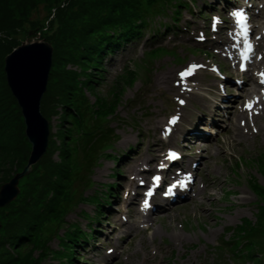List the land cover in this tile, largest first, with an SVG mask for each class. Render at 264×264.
<instances>
[{"label": "rangeland", "instance_id": "1", "mask_svg": "<svg viewBox=\"0 0 264 264\" xmlns=\"http://www.w3.org/2000/svg\"><path fill=\"white\" fill-rule=\"evenodd\" d=\"M10 1L11 0H5V3H9ZM10 3H14L18 9L8 8L9 14L4 15L5 17H0V28L5 29L4 33H0V36H3L4 39H6V42L12 46L11 52L24 41L39 37L53 46V52L56 43L58 47V55H60V47H62V44L64 45L66 37L72 29V25L79 20L84 7L86 6L85 0H14ZM30 6L32 7L29 9ZM219 6L222 7V4L220 3ZM5 21L8 22L6 23ZM6 24H8V27H6ZM135 49L132 51L134 52ZM138 55L139 53L135 57ZM5 57L0 59L1 61H4L3 68L0 61V98L4 97L3 100L7 97L1 84V80L6 77ZM161 57L162 55L154 59V61H159ZM116 61L117 59L110 63L107 61V64H104L105 71L100 75L104 80H100L98 85V91L110 99L112 96H110L108 91L111 85L117 82V77L122 73L117 69ZM78 66L79 65L76 63H73L68 64L67 68L77 69L78 71ZM128 67L138 69V82H136L132 89L133 93L140 95L142 98L150 97L151 99L149 100L150 104L137 101L132 94V90H130V86H127L124 95L120 92L121 98L119 96L118 109L111 116V124L115 131L117 130L120 140L106 150V153L110 155L103 156L102 159H100L101 164H98L94 168V174L92 175V181L98 182L100 184L99 191L104 193L110 192V184H120L123 179L122 175H125V178L127 179L129 178L128 175L134 171V168L123 170L124 167L128 165L131 158L127 162H119L114 158V155L120 154L119 156H122V153H119V150L125 151L129 147L128 143L133 142L138 143V145L133 150L130 157L138 158L141 154H146V145L143 142L145 139V131L151 126L150 120L152 114L157 111L156 105L160 102L159 95L156 92L157 85H155L157 79L154 78L153 81H151L152 84H150L148 88L141 87V89L137 91L139 86H141L139 82L145 80L146 70L139 64L135 63H132L131 65L127 63L126 69ZM56 68H61L60 63L55 64L54 71ZM164 69L166 71L162 72V74H165V76L158 79V84L161 88H164L165 93H167L166 91H168L171 86L169 83L170 78L176 70L172 71L173 66L171 65L169 67L165 66ZM90 71L94 72V69L92 68ZM57 81L56 78L52 77L50 83L52 88L57 84ZM48 82H50V79H48ZM143 84L145 83L143 82ZM78 91H82L83 96L85 95L83 88ZM162 92L163 91H161V93ZM55 93L56 94L53 93L52 89V92L49 91L48 93H45L43 99L46 100L45 110L50 119H48L51 130L49 138L51 137L53 140L51 157L57 162L62 160L61 157L63 152H61V150H63L64 139L66 138L64 136L65 129L69 131L72 124L74 125L72 122L75 121L77 117L74 118L72 116L68 117V120L65 119L67 112V107L63 104L65 103V88L55 90ZM89 96L91 99H94V96L90 94ZM58 98L61 100L57 101ZM6 100L7 103H9L10 99ZM11 107L13 109L12 115L18 118L19 114L13 102L11 103ZM132 117L135 118L137 122L136 126L138 128H134V124L129 121ZM221 125L224 126L223 123H221ZM210 129L211 128L205 127L204 125L200 126V131H202V133L205 130L211 131ZM20 130L21 125L19 116L16 124L11 127L10 134L13 135V138L16 139L20 146L19 154L21 155L25 147L26 149H30L32 144L29 141L30 146H27L23 138V133ZM206 137L209 136L206 135ZM255 139V141H252L246 135L226 133L225 128L222 127L219 129L218 135L212 136V139H208V142H203L208 144V150L205 153L207 162L210 166L208 169L210 174L205 169L202 171V173L206 175L205 180L208 184L207 188L202 190V194L199 195L198 198L185 202V204H187L186 207L183 206L184 204L180 203L175 206L173 214H169L167 217L162 214V222H155L148 230H143L141 226V228H139L136 223L133 222L135 213L137 214L138 212V216H141L140 211L137 206L136 209H134L133 206L128 205L127 195L123 194L121 197V203L118 204V207L129 210L133 217L128 226H133L134 230L131 229V235H129L128 232H125L122 234L121 239L116 240V238H112V234L110 235L116 225H114V223L111 224V221L110 223L105 222L106 218H108L105 216V223L101 222L99 224V226H101L100 235L96 238L98 243H100V246L103 243H108L110 241L119 245V249L124 250L122 256L117 257L119 264H157L153 259L154 257L150 256L149 253L154 245H158L162 239L165 240V245L169 250L167 253L169 260L167 259L166 261L165 259V264H173L172 261H175L174 264H252L250 260H244L241 259V257L235 256L230 246H227L230 251L229 253L217 247H210V245H214V241L217 238L223 240L222 234H226L228 238L229 233H227L228 230L225 229L226 227L235 226L236 224L241 223L244 217L255 219L254 213L258 211V208H256L253 202L256 198V202H261L262 206L264 205V194H259V196H257L247 183V177L249 176L252 178V181H255V183L264 187L263 162L261 161V166L259 164H257L258 166L256 164H250L247 167L243 166L241 169L238 168L232 171L234 162L241 160L236 159L239 158V155H244L243 157H245L251 156L258 151L264 152V130H262L259 136H255ZM71 141L72 140L70 139L69 142L73 144ZM139 141L141 142L139 143ZM255 144L259 145L257 149L254 148ZM19 154L14 157H18ZM29 157L30 154L29 156L27 154V156L25 155L22 157L21 155L20 158L12 159V154L9 149L6 150L0 148V189L2 184L8 182L13 176H15V174L24 170ZM39 161L33 165L32 170L28 174L20 178L18 183L19 193L17 197L10 203L0 206V264H3L4 251L7 250L8 247L6 243H3L7 226L10 224L7 221L14 219V217L17 216L22 208L29 202L28 199L34 196L38 173L39 175L41 174ZM80 163H82V160H80ZM118 173H120L121 176H118ZM8 175L10 177H7ZM78 183L79 181L74 182V185H71L68 188L72 194H75V191L77 193L81 189V185ZM93 187L92 184L85 186L84 192L91 194L94 193L96 190ZM117 188L119 189V187H115V189ZM227 191L230 192L227 194ZM114 202H117V200H114ZM22 204L23 207H21ZM79 206L93 214V205L81 203ZM113 207H116L114 203ZM73 211L74 210L67 214L68 220ZM260 212H262V210H260ZM178 213H188V221L186 223L184 221L181 222L182 220L178 218ZM80 222L84 229L90 231V228L85 225L86 221L84 218H81ZM61 224L63 225V228H57L56 234L53 235L55 237L50 242L51 248L57 249L60 247L59 236L62 235L66 229L64 223ZM97 225V222L94 223V226ZM103 232L106 236L103 235ZM192 244H196L197 246L193 247L191 246ZM31 245L32 243H30L29 246L34 251V256L37 257L38 250H35L34 245ZM29 246L19 247L15 254L17 251H19L21 255L24 252L27 254L30 249ZM101 249L102 248H100V250ZM126 249L131 251L127 263L124 262L127 257L126 254L129 253H126ZM173 250L174 255H172ZM82 254L83 252L80 251L81 259L76 260V264H83L82 257L88 258V261L90 260V262H93L94 259L101 255V252H93V255L85 254V256H82ZM233 259L236 262H232ZM45 261L51 262L52 259L51 257H48Z\"/></svg>", "mask_w": 264, "mask_h": 264}, {"label": "trees", "instance_id": "2", "mask_svg": "<svg viewBox=\"0 0 264 264\" xmlns=\"http://www.w3.org/2000/svg\"><path fill=\"white\" fill-rule=\"evenodd\" d=\"M85 1L86 6L79 20L72 25L69 35H66L64 45L62 44V47H60V55H58L57 44L55 43L54 45L50 82H48L46 91L47 93L49 91L52 92L53 89V93L56 94L55 90L65 88V103H63L67 107L65 119L68 120V117L72 116L74 118L77 117V119L72 122L74 125L72 124L69 131L65 129L64 136L66 138L64 139L63 150H61L63 154L60 161L55 162L51 157L53 140L50 137L48 149L39 161L41 174L39 175L38 173L34 196L28 199L29 202L24 207L23 204L21 205L23 208L14 219L7 221L10 224L7 226L3 243H6L8 247L4 251L5 253L3 252V264H44L43 261L49 254H52V259L58 260V263L53 262L54 264H66L65 261L69 264H74V256H77L81 243L80 239L82 238L83 241L88 239L79 226L72 224L64 231L63 235L59 236V245L62 250H60L61 248L53 250L48 243L53 235L56 234L57 228L60 227L64 214L74 203V197L77 199L82 195L81 191L78 194L76 191L74 192L75 194H72L68 188L77 181H79L78 184L81 186L91 184V180H88V170L93 161L97 160V158L92 156L104 146L105 142L106 145L108 144V133L105 136H96L99 129L98 125L85 128L84 133L81 131L82 103L85 101V96H83L82 91L78 90L95 86V83H93L95 78L87 72V68L91 60L100 59L104 54L103 48L106 43L103 46L102 44L105 40L109 42V45L113 44L112 41L115 42L114 45H119L124 38L134 36L138 30L140 31L143 28L146 16L161 11L162 7L166 8L169 4V0ZM10 2L5 3V0H0V17H5L4 15L9 14L8 8L18 9L14 3ZM5 22L7 23L8 21ZM6 27H8V24H6ZM4 32L5 29L0 28V33ZM115 36H117L116 40H114ZM11 50L12 46L6 42L3 36H0V59H3ZM57 63H60L61 68H56L54 71ZM73 63L79 65L81 70L77 71V69L67 68L68 64ZM1 65L3 68L4 61H1ZM52 77L58 80L53 88L50 85ZM1 81L2 88L8 97L6 99H10L11 102L7 103L6 99L3 100L4 97L0 98V148L9 149L12 159L20 158L21 155L22 157L27 156V154L29 156L32 147L25 133V123L21 108L8 87L6 77ZM43 98L41 101V112L49 119L45 110L46 100ZM58 100L61 99L58 98ZM12 102L20 116V131L23 133L24 141L28 147L30 146V149L25 147L21 155L19 154L20 146L16 139L13 138V135L10 134L11 127L19 119V116L16 118L12 115ZM111 109V105H105L99 101L96 113L98 116L105 115ZM70 139L73 144L69 142ZM17 154L19 156L14 157ZM89 157L92 158L89 159ZM80 160H82V163H80ZM261 161L264 164V153L252 159L244 160V163L249 165L259 164L261 166ZM236 164L240 166L239 162H236ZM7 177L10 176L8 175ZM86 180L88 181L85 183ZM251 185L258 196L259 194H264L263 186L252 180ZM90 199L95 201L98 197L91 196ZM99 206L102 205L100 204ZM258 206L257 224L252 226L248 220H245L238 229L239 233L245 236L244 249L247 255L254 260V264H264V205L262 206V203L258 202ZM30 243L34 245L35 250H38L37 257L34 256V251L29 246ZM23 246H29L28 253L25 254L24 252L21 255L17 251L15 254L16 250Z\"/></svg>", "mask_w": 264, "mask_h": 264}, {"label": "water", "instance_id": "3", "mask_svg": "<svg viewBox=\"0 0 264 264\" xmlns=\"http://www.w3.org/2000/svg\"><path fill=\"white\" fill-rule=\"evenodd\" d=\"M44 54V60L39 70L38 82L34 86L33 76L37 74L36 60L38 54ZM53 46L39 37L24 41L5 57V72L8 85L18 101L25 122V133L32 143V151L28 163L22 172H18L0 189V206L14 200L18 193L20 178L28 174L46 152L49 143L50 123L41 112V101L47 90L49 73L52 66ZM43 123V144L35 151L32 124Z\"/></svg>", "mask_w": 264, "mask_h": 264}, {"label": "bare ground", "instance_id": "4", "mask_svg": "<svg viewBox=\"0 0 264 264\" xmlns=\"http://www.w3.org/2000/svg\"><path fill=\"white\" fill-rule=\"evenodd\" d=\"M44 60V54L41 53V54H38L37 55V60L35 61L36 62V69H37V74L35 76H33V80L35 81V77H36V80L38 78V75H39V70L41 68V64ZM39 80V78H38ZM37 80V83L36 82H33V84H35L34 86L37 87V85L39 84ZM43 123L42 122H37L35 121L34 124H32V133H33V141H34V146L36 147L35 148V151L38 150L39 148H41L42 144H43V137H44V132H43Z\"/></svg>", "mask_w": 264, "mask_h": 264}, {"label": "snow or ice", "instance_id": "5", "mask_svg": "<svg viewBox=\"0 0 264 264\" xmlns=\"http://www.w3.org/2000/svg\"><path fill=\"white\" fill-rule=\"evenodd\" d=\"M237 15H241L240 13H236ZM198 67H200L199 65H192V68H198ZM241 67L243 68V65H241ZM188 75H191V72H188L187 73ZM186 75V73L185 72H181L180 73V76L181 77H184ZM181 103H183V101H181ZM175 156V154H173V157ZM163 166V165H162ZM155 179H159V177H156ZM148 205V201L146 200L145 201V206H147ZM109 251H111V249L109 250Z\"/></svg>", "mask_w": 264, "mask_h": 264}]
</instances>
